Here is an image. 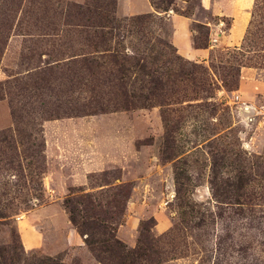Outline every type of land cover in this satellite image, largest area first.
Listing matches in <instances>:
<instances>
[{
    "label": "rangeland",
    "instance_id": "1",
    "mask_svg": "<svg viewBox=\"0 0 264 264\" xmlns=\"http://www.w3.org/2000/svg\"><path fill=\"white\" fill-rule=\"evenodd\" d=\"M149 1L0 0V264H264V0L206 63L169 41L168 14L210 16L200 0ZM72 208L125 251L99 261Z\"/></svg>",
    "mask_w": 264,
    "mask_h": 264
},
{
    "label": "crops",
    "instance_id": "2",
    "mask_svg": "<svg viewBox=\"0 0 264 264\" xmlns=\"http://www.w3.org/2000/svg\"><path fill=\"white\" fill-rule=\"evenodd\" d=\"M74 1L78 3L86 2V0ZM256 1L257 0H200L201 10L208 12L210 15L205 19L197 18L196 15L184 16L174 12L168 14V22L172 27V34L169 37V41L178 49L182 58L206 63L215 51V47L219 48L224 46L227 48H237L242 45L253 19ZM153 12L154 8L149 0H116V15L118 17H130ZM223 18L232 21L233 25L229 32L218 38V42L214 46L209 43L208 47H196V32H194L193 29L194 24H201L209 28L208 39L210 42L211 39L213 40L214 32H218V30L214 28L218 23H216V21ZM245 71H247L245 75L251 77L253 73L263 70L246 66L243 67L242 72L244 73ZM242 87L244 86L242 85ZM91 169L93 168H90V170ZM30 234L33 236V238L30 236L29 239L30 242L34 244L33 247H38L40 240L34 236L33 232H30Z\"/></svg>",
    "mask_w": 264,
    "mask_h": 264
},
{
    "label": "trees",
    "instance_id": "3",
    "mask_svg": "<svg viewBox=\"0 0 264 264\" xmlns=\"http://www.w3.org/2000/svg\"><path fill=\"white\" fill-rule=\"evenodd\" d=\"M116 5V4H115ZM90 9V7H87ZM100 9H102V7H99ZM116 9V8H115ZM98 9H91L90 11H87V14H89V16L98 14ZM102 12V11H99ZM81 14H86L85 13H81ZM92 14V15H91ZM100 14V13H99ZM188 15V14H185ZM189 16V15H188ZM129 20H133V19H128ZM200 26L205 27L204 25L198 24ZM46 28H51L53 29V31H56V28H53V25H48L46 24ZM50 35V34H49ZM55 35H59V34H55ZM89 45H97L98 42L96 41H91L88 40ZM209 43L203 46H199L196 44V47H208ZM176 50V49H175ZM177 53V51H176ZM178 54V53H177ZM179 59L180 56H177ZM182 60V59H181ZM249 66V65H247ZM249 67H255V66H249ZM206 72V71H205ZM207 73V72H206ZM205 75V79L207 81H205L208 85L212 87V81L210 80V78L208 77V74H204ZM70 82L72 83V80H70ZM157 89V88H156ZM69 202L66 203V205H68ZM77 209H71L70 210V219L72 221V223L75 225V227L78 229V231L80 232V234L82 236H85V242L86 244L91 248V250L95 253L97 259L101 262H104L105 260L108 259V261H113L114 254L116 252V250L118 251V249H120L122 252L125 251L126 246L116 237V231L114 229H112V227H107L105 226H92L89 222H88V218L86 217V221H80L78 220L77 216L75 215ZM97 245H101L102 249L100 248V252L103 253H108V257H104L103 255L97 254ZM128 254V255H127ZM127 254L125 256H123V260H124V264H138L140 263V259H142L141 255H137L139 254L138 251H128ZM137 256V257H136ZM139 257V258H138ZM51 262H54L51 260ZM54 264H58L55 263Z\"/></svg>",
    "mask_w": 264,
    "mask_h": 264
}]
</instances>
